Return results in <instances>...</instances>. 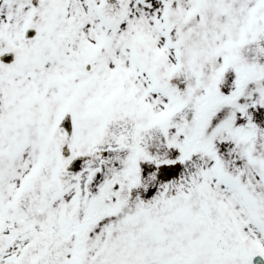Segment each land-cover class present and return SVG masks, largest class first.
Here are the masks:
<instances>
[{
	"label": "snow or ice",
	"instance_id": "1",
	"mask_svg": "<svg viewBox=\"0 0 264 264\" xmlns=\"http://www.w3.org/2000/svg\"><path fill=\"white\" fill-rule=\"evenodd\" d=\"M0 264H264V0H0Z\"/></svg>",
	"mask_w": 264,
	"mask_h": 264
}]
</instances>
